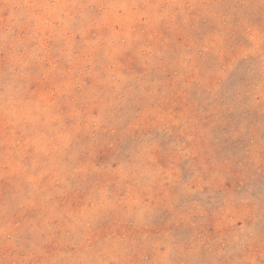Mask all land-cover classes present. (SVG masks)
Wrapping results in <instances>:
<instances>
[{
	"label": "rangeland",
	"instance_id": "rangeland-1",
	"mask_svg": "<svg viewBox=\"0 0 264 264\" xmlns=\"http://www.w3.org/2000/svg\"><path fill=\"white\" fill-rule=\"evenodd\" d=\"M0 264H264V0H0Z\"/></svg>",
	"mask_w": 264,
	"mask_h": 264
}]
</instances>
